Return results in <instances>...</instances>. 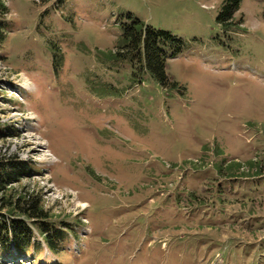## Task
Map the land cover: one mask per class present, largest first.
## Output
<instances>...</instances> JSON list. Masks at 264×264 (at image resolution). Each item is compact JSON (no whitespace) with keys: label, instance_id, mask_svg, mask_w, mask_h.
<instances>
[{"label":"rangeland","instance_id":"obj_1","mask_svg":"<svg viewBox=\"0 0 264 264\" xmlns=\"http://www.w3.org/2000/svg\"><path fill=\"white\" fill-rule=\"evenodd\" d=\"M133 19L175 87L118 54ZM0 53V153L49 214L0 264H264V0H0Z\"/></svg>","mask_w":264,"mask_h":264},{"label":"trees","instance_id":"obj_2","mask_svg":"<svg viewBox=\"0 0 264 264\" xmlns=\"http://www.w3.org/2000/svg\"><path fill=\"white\" fill-rule=\"evenodd\" d=\"M232 10L233 7L228 9L229 15ZM123 40L124 45L118 52L119 55L132 53L133 58L138 60L145 72L162 87L176 86V82H173L167 74L168 56L161 48L168 42H177L174 36L133 19L124 27ZM2 155L0 153V254H5L13 248L15 256L24 259L25 256L30 255L32 227L35 225L38 231H42L43 223L48 219L49 214L35 195L21 191L14 193L11 188L13 183L19 182L34 170L31 162L22 160L16 155L9 158H4ZM260 171L261 167L254 166L243 173L258 174ZM47 235H45L46 243L50 249H53L51 244L53 240Z\"/></svg>","mask_w":264,"mask_h":264},{"label":"crops","instance_id":"obj_3","mask_svg":"<svg viewBox=\"0 0 264 264\" xmlns=\"http://www.w3.org/2000/svg\"><path fill=\"white\" fill-rule=\"evenodd\" d=\"M223 176H227L226 173H223ZM254 176H255V174L252 173V174H247V175L239 176V177L235 176L233 179H239V180H241L243 182L248 181V180H252L253 181L254 180Z\"/></svg>","mask_w":264,"mask_h":264},{"label":"bare ground","instance_id":"obj_4","mask_svg":"<svg viewBox=\"0 0 264 264\" xmlns=\"http://www.w3.org/2000/svg\"><path fill=\"white\" fill-rule=\"evenodd\" d=\"M82 206H86L85 204H82Z\"/></svg>","mask_w":264,"mask_h":264}]
</instances>
